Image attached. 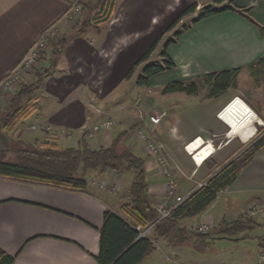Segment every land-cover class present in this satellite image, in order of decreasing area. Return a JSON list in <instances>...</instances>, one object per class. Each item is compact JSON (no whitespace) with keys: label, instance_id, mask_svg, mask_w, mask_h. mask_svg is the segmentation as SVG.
I'll list each match as a JSON object with an SVG mask.
<instances>
[{"label":"crops","instance_id":"0c3cea01","mask_svg":"<svg viewBox=\"0 0 264 264\" xmlns=\"http://www.w3.org/2000/svg\"><path fill=\"white\" fill-rule=\"evenodd\" d=\"M83 1L0 0V80L19 67L47 30L58 33L54 43L57 52H42L34 77L29 74L24 79L27 82H23L33 85L40 81L35 91L38 111L24 121L19 131L26 143L34 144L47 135L54 140L49 146L59 150L72 148L62 149L60 145L72 138H77L78 145L96 124L114 118V130L98 133L92 141L87 135L90 146L98 149L108 147L132 125L142 126L139 118L129 127L125 125L128 117L122 113L121 102L129 92L137 90V79L129 86L127 75L156 42V50L162 51L171 23L193 0H117L106 28L89 29L75 37L69 12L74 5L81 10L87 0ZM197 4L199 10L205 6ZM236 5L251 9V18L264 27V0H236ZM61 40L64 48L58 44ZM168 53L176 68L158 75L165 77L162 84L235 69H240L241 74L264 61V35L243 16L225 12L193 26ZM18 89L19 85L0 97V113ZM231 95L232 91L222 95L206 120L196 116L190 133L186 132L183 113L177 114L173 122L167 121L168 115L157 128L167 156L181 170L176 171L177 190L171 205L178 198L192 196L248 147L238 137L229 138L228 126L217 117L233 100ZM160 110L168 111L164 107ZM33 126L35 130L31 129ZM222 135L227 142L217 148L216 139ZM129 136L124 139L126 145ZM196 139L215 149L198 167L185 151V146ZM128 146L134 154L139 147ZM140 148L144 153L141 158L146 161L148 194L155 206L166 195L167 182L145 144ZM124 176L125 173L114 171L88 172L86 193L0 179V248L13 256L16 264H97L104 214L111 211L122 216L121 208L129 200L133 177ZM101 184L110 189H102ZM257 208L264 211V150L203 214L182 220L169 238L156 239L155 251L140 264H151L159 251L162 264H231L225 256L215 258L209 252L211 240L255 245L257 250L247 251L241 261L257 264L264 255V213H252ZM240 218L250 224L232 236L217 234L203 242L195 235L196 228L202 225L212 226L218 233L223 224L232 225Z\"/></svg>","mask_w":264,"mask_h":264},{"label":"trees","instance_id":"16d2710c","mask_svg":"<svg viewBox=\"0 0 264 264\" xmlns=\"http://www.w3.org/2000/svg\"><path fill=\"white\" fill-rule=\"evenodd\" d=\"M117 0H90L95 4L97 13L89 16L94 26L103 28L111 20ZM227 3V4H226ZM226 4V5H225ZM82 5L83 12L88 4ZM198 4L195 2L188 6L170 25L168 32L174 31L178 24L187 16L196 13ZM251 9H241L236 5V0H215L214 5L202 7L197 17L181 30L176 31L163 46L160 57L161 62H154L146 66L136 81V86L148 88L152 80L176 68L169 56V48L179 41L181 36L199 22L220 15L225 12H235L256 26L264 35V27L255 22L250 16ZM83 19L75 24L78 29L74 36H82L90 29L89 20ZM79 27V28H78ZM89 27V28H87ZM56 39V38H55ZM57 40V39H56ZM56 40L53 42L55 43ZM58 44L65 46L63 40ZM159 42H156L146 51L137 66L150 60ZM54 53L57 52L55 48ZM136 67V66H135ZM133 68L127 75L130 79L134 74ZM240 69L207 74L200 79L184 82L174 81L163 88V94L184 93L198 95L204 88H208L210 98L219 97L228 90L237 87V78ZM252 78L264 82V61L260 60L249 68ZM40 81L33 85L19 84V89L6 108L0 113V121L4 133L11 141V151L5 161L0 162V179L32 186H41L56 190L74 193H86L88 172L104 174L110 171L125 173L132 172L133 179L129 189V200L122 206V216L111 211L104 214L103 227L100 229V250L95 258L97 264H140L155 251V240L169 238L179 228L180 222L203 214L215 202L219 194L229 188L238 178L240 173L264 150V134L252 141L246 150L226 166L220 173L209 180L206 185L196 191L192 196L172 211L171 216L159 221V214L152 204L148 194V180L146 161L135 155L125 144L124 137L127 133L119 134L108 147L94 149L83 135L77 147L59 150L54 146L42 144L40 147L22 146V132L19 133L24 121L28 120L38 111L35 91ZM258 132L256 136L259 134ZM13 134H17L14 140ZM127 139V138H126ZM35 145V144H34ZM13 157V158H11ZM250 221L240 218L232 225L223 224L218 234L226 237L247 229ZM154 225L153 238H140L138 227L147 228ZM199 241H203L212 234L202 235L195 233ZM0 264H16L15 258L0 248Z\"/></svg>","mask_w":264,"mask_h":264},{"label":"rangeland","instance_id":"374dc122","mask_svg":"<svg viewBox=\"0 0 264 264\" xmlns=\"http://www.w3.org/2000/svg\"><path fill=\"white\" fill-rule=\"evenodd\" d=\"M82 1L83 0H81V2ZM194 1L197 3H201V5H205L204 7H206V6L214 5L215 0H193L191 3H188L186 6L188 7L191 4L195 3ZM85 3L88 4L89 8L87 10H85L84 12L81 9L80 12L78 13V15L74 19L69 20V21H71L73 23V25H75L79 21H82L83 19L88 18L87 20H89L90 30L91 31H98L100 28H103L102 27L103 25L101 27L100 26L95 27L94 26L95 23H93V21H91L89 19V16H94L97 13V10L95 8H92L93 5L90 2V0H87V2H85ZM199 12H200V10H199V8H197V11H196L197 14L195 13L191 16H187L186 18H184L183 21H181L178 24V26L176 27V29L174 31H171L166 35L165 41L166 40L168 41L170 38H172L174 36V33L176 31L181 30L184 25L190 24L192 22V20L197 17ZM71 22H69V23H71ZM109 22L107 23L106 26H108ZM66 25H68V24L66 23ZM106 26L104 28H106ZM89 27H87V28H89ZM53 30H55V29H53ZM76 31L78 32V29L74 30V34L75 33L77 34ZM57 35H58V33H55L54 37L50 38L49 45L46 48V50L50 49L51 51H53V49L55 48L53 42L57 39ZM160 54H161V50H160V52L158 50H155L153 52V54L151 55V58L149 61L144 62L139 66L136 65V67H134L135 70H134V74H133L132 78L127 79V81L129 82L128 85L131 86L133 79H137L139 77V75L142 73V70L146 66H148L154 62H161ZM41 58L42 57L39 58V60L36 62L34 67H32L28 72H25L20 77L19 81L16 83L15 87H13L12 89L16 90L17 86L20 83L27 82L24 79L27 76H29V74L32 76V78L34 77L36 68L38 67V64H39ZM20 67H22V65ZM41 73H38V75ZM134 76H136V77H134ZM203 77L204 76L197 77L195 79L177 80V81L190 82V81H194L197 79H200L202 81ZM164 78H165L164 76H157L152 80L150 87L140 88V87L136 86L137 87L136 91L129 92L126 96L122 94L123 96H125L124 100L121 102V105H123V108H124L122 113H125V115H127V117H128V119L126 120L127 122L125 124L127 127H129L131 124L136 123L137 118H139L141 124H144V121L148 122L149 116L151 114H153V112H156V111L160 110L161 107H164L165 109L168 110L167 112H168L169 117H168L167 121H169V122H173L177 118V114L183 113V115L186 117V121H185L186 132L190 133L192 128L195 127V122L193 119H196V116H197V117H201V119L203 117V120H206L208 114L211 113L214 106L221 100L222 95H224V94H222L219 97L210 98L208 96V88L204 87L198 95H194V96L187 95L184 93H172V94H168L169 96H167V95L163 94V92H162L163 88L167 85V84H162ZM22 80H24V81H22ZM228 91H232L231 99H234L235 97H240L241 99H243V101H245L256 112V114L259 116V118L264 123V82H262V83L256 82L252 78L248 69L247 70L245 69L242 71V73L237 78L236 89L232 88ZM111 120L114 121V118H111ZM115 127H116V123L111 130H114ZM255 128L257 129V133L258 132H260V133L253 140L249 141V143H247L248 145L252 141L256 140L258 137L259 138L262 137V135L264 134V125H262V126L256 125ZM141 129H144V125H142V126L132 125L129 129L125 130L124 132L127 133L126 134L127 136L130 135L128 137V140H127L128 145L129 144H135L137 146L139 145V147L135 150V154L140 156V157H144V153L142 152V150L140 148L141 145H143L144 143L142 141H139L138 138L136 139L134 136V135L137 136L138 130H141ZM156 130H157V128H156ZM110 131H106V132H110ZM226 131H228L227 128H226ZM129 132H130V134H129ZM38 133L39 132L37 131L36 134H38ZM225 134H226V132H225ZM13 137H14V140H17V134H13ZM123 139H125V137ZM47 140H50L49 141L50 143H48ZM92 140H90V141H92ZM22 141H24V140H22ZM52 141L54 142V140H52L49 136L46 135V138H43V139L37 141L36 143H34L35 145L30 144V143H24L22 146L19 145V147L26 148V147L32 146V145L34 147H36V146L40 147L42 145V143L48 144V146H49V144H51ZM159 141L162 143L161 140H159ZM226 142H227V139H226L225 135H222L216 139L215 145L217 148H220ZM77 146H78L77 145V138H72V139H68L67 141H63V144L60 145V147L62 149L66 148V147H74L75 148ZM11 158H13V157H11ZM124 177L126 179H131V177H133V173L130 171L125 172ZM105 185H107V184H105ZM107 189H110L108 187V185H107ZM143 229H146V228H143ZM209 234H212V236H217L218 233L214 232V229L212 227V231ZM148 237L153 238V231H151L149 233ZM204 241H206V240H203V242ZM235 247H237L238 249H236ZM208 250H210L209 252L212 253L215 258L225 256V258L231 264H243L244 262L241 261L242 257H244L247 254V251H253V252L256 251L257 247L251 243H241V244H238V246H237L233 243H227V241L211 240L210 244L208 246ZM161 254H162L161 251L157 252L156 255H154L153 259H151V261H150L151 264H162L163 256Z\"/></svg>","mask_w":264,"mask_h":264},{"label":"built area","instance_id":"2783aa9c","mask_svg":"<svg viewBox=\"0 0 264 264\" xmlns=\"http://www.w3.org/2000/svg\"><path fill=\"white\" fill-rule=\"evenodd\" d=\"M80 12V8L77 5H74L72 10L69 12V20L74 19L78 13ZM56 31L53 29L47 30L41 39L35 44V46L31 49L30 53L25 57L23 62L19 65L22 67L16 68L13 72L7 75L5 78L0 80V97L4 94L11 92L13 87H15L16 83L19 81L20 77L28 72L32 67L35 66L36 62L41 57V53L46 50L49 45V41L51 37H54ZM22 68V69H21ZM20 69V70H19ZM97 112H100L97 110ZM166 110H158L153 112L149 116V121H144V129L138 130L136 138L142 141L145 146L147 152L155 159L158 167L160 168L166 182H167V193L166 195L159 200L155 207V210L159 214V221L167 219L171 216L173 210H175L180 204H182L185 198H178L173 205L170 204L172 198H174L177 190V179H176V171L181 173V170L178 166H175L169 157L166 154V150L164 145L159 141L158 136L156 134V128H158L164 120L167 118ZM221 114L219 113L217 117L219 118ZM115 125V122L111 119H107L96 124L93 129L88 134L90 140H92L96 134L100 132L110 131ZM32 130H35L36 127H31ZM198 139L194 140L187 146H185V151L192 158L195 165L200 166L196 161L195 155L192 154V151H189L188 148L190 145L195 143ZM206 184L200 185V188L204 187ZM102 189H107L105 184H101ZM253 212L264 213L263 209H254ZM154 225H150L148 228L143 229L141 227L137 228L139 232L140 238H147L149 233L153 230ZM212 231V226L202 225L197 227L195 232L202 235H207ZM257 264H264V255L260 256Z\"/></svg>","mask_w":264,"mask_h":264},{"label":"bare ground","instance_id":"6f19581e","mask_svg":"<svg viewBox=\"0 0 264 264\" xmlns=\"http://www.w3.org/2000/svg\"><path fill=\"white\" fill-rule=\"evenodd\" d=\"M219 119L229 127V138H240L248 143L257 134L256 125H264L256 112L240 97L234 98L220 112ZM229 125H228V124ZM189 151L195 155L196 161L202 165L214 154V146L206 144L202 139H198L189 146Z\"/></svg>","mask_w":264,"mask_h":264},{"label":"water","instance_id":"95a60500","mask_svg":"<svg viewBox=\"0 0 264 264\" xmlns=\"http://www.w3.org/2000/svg\"><path fill=\"white\" fill-rule=\"evenodd\" d=\"M11 151V141L9 136H7L2 127V122L0 121V162L5 161L8 154Z\"/></svg>","mask_w":264,"mask_h":264},{"label":"clouds","instance_id":"9594fccd","mask_svg":"<svg viewBox=\"0 0 264 264\" xmlns=\"http://www.w3.org/2000/svg\"><path fill=\"white\" fill-rule=\"evenodd\" d=\"M226 123V122H225ZM228 124V123H227ZM229 125V124H228ZM229 128V127H228Z\"/></svg>","mask_w":264,"mask_h":264}]
</instances>
